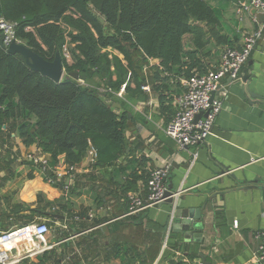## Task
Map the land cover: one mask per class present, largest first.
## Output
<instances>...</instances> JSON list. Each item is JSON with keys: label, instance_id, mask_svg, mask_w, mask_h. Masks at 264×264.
Returning <instances> with one entry per match:
<instances>
[{"label": "crops", "instance_id": "1", "mask_svg": "<svg viewBox=\"0 0 264 264\" xmlns=\"http://www.w3.org/2000/svg\"><path fill=\"white\" fill-rule=\"evenodd\" d=\"M206 1L219 19L214 28L204 27L211 37L207 47L211 50L209 58L213 67L219 62L224 48L241 46L243 33L240 29H252L251 16L254 15L246 14L240 26L234 5L247 0ZM217 37H221V42H216ZM187 38L189 36H185ZM155 64L156 61H149V66L142 72L147 74ZM242 72L255 75L256 81L250 89L254 94L264 96V34ZM227 80L221 82L219 91L214 94L221 102V109L212 132L197 148H181L166 136L165 127L175 109L173 107L174 113L166 122L165 116L159 113L150 85L149 92H144L153 97L149 110L160 118V125L147 129L146 121H132V113L112 107L118 112H128L134 130L131 140L126 131L130 145L127 152L131 155L122 157L117 167L126 165L127 159L133 157L145 158L149 173L169 165L165 188L185 190L181 194L185 196L182 207L199 208L205 195H217L201 212V242L184 243L174 249V244H179L182 238L170 232L171 241L164 255L173 254L174 259L177 252L185 256L197 254L190 264H248L260 244L258 234L264 233V184L249 185L254 179L264 180V101H248L241 92V83L228 84ZM114 95L127 97L123 92ZM113 102V98L107 100L110 106ZM133 109L139 116H146L138 105ZM3 151L6 159L2 163L7 165V171L4 173L0 169V231L33 221L44 222L50 229L49 243L57 244L48 254L26 264H55L56 260L57 264H64L63 256L71 249L78 251L76 256L81 264H121L127 257L124 252L128 247L132 254L140 251L142 229L161 246L169 205H153L141 213L129 215L128 194L144 198L146 191L140 188L137 192H123L127 173L115 174V169L96 167L93 149L79 164L72 165V177L56 181L58 187L47 183L41 171L27 159L32 155L45 159L49 165L48 157L34 145L25 147L10 129H4L0 135V154ZM193 154L197 155L195 160ZM62 164L70 165L63 156L59 158V165ZM57 167L62 169L64 166ZM233 177L248 183L239 185ZM67 238L72 239L63 242ZM159 247L157 252H160ZM117 249L120 250L118 256ZM200 253L205 255V261L198 257ZM164 261L163 264H168Z\"/></svg>", "mask_w": 264, "mask_h": 264}, {"label": "trees", "instance_id": "2", "mask_svg": "<svg viewBox=\"0 0 264 264\" xmlns=\"http://www.w3.org/2000/svg\"><path fill=\"white\" fill-rule=\"evenodd\" d=\"M0 15L15 25L18 42L47 61L58 52L64 68L57 84L0 47V135L10 129L25 147L36 146L52 167L62 156L70 165L79 164L93 149L96 167L127 173L123 192L146 191L145 158L133 157L117 167L122 157L131 155L126 137L130 121L127 111L114 110L107 100L120 91L129 100H139L145 93L142 87L150 85L159 113L169 122L183 82L212 68L207 47L211 37L204 30L219 24L212 6L206 0H0ZM215 39L221 42V37ZM152 60L156 64L145 74ZM92 78L106 91L86 86ZM179 246L177 242L173 248ZM152 248L148 244L132 254L128 247L121 264H153L159 251L150 255ZM116 252L118 256L120 250ZM172 257L163 259L187 264ZM186 257L190 264L197 254ZM65 264L81 261L75 256Z\"/></svg>", "mask_w": 264, "mask_h": 264}, {"label": "built area", "instance_id": "3", "mask_svg": "<svg viewBox=\"0 0 264 264\" xmlns=\"http://www.w3.org/2000/svg\"><path fill=\"white\" fill-rule=\"evenodd\" d=\"M251 10L264 15V0H247L235 3L234 13L240 26L244 23V16ZM251 23L252 29L247 30L244 27L240 29L243 36L239 48H224L217 65L210 68L205 74L195 75L183 82L184 92L172 101L175 113L165 127L166 136L179 147L197 148L211 134L221 109V102L214 98V94L219 91L224 79L230 78L233 81L240 79L242 69L249 61L256 43L263 37L264 23H259L255 16H251ZM14 30L15 25L6 22L0 15V33L5 35L7 42L15 39ZM29 30V28L25 29V31ZM63 57L68 64L71 63V57L66 48L63 49ZM142 90L149 92V87L143 86ZM108 92L111 91L108 90ZM197 116L199 117L196 119ZM196 156L193 154V160ZM27 159L41 171L45 181L51 185L64 177H72L74 174L72 165H59L58 162L57 166H64L62 169L57 166L50 168L43 158L30 155ZM169 168V165H165L149 173L144 198L128 194L129 215L141 213L148 207L158 205L163 201L165 180L169 174ZM234 227H237V223H234ZM49 233L47 224L37 221L25 223L7 231H0V264H26L27 261L30 262L48 254L57 246V244L49 243L47 239ZM170 234L168 228L163 236L160 252L153 264H157L168 249ZM258 238L260 244L248 264H264V233H259ZM70 239L72 238H67L63 242H68ZM77 254L76 250L68 252L63 256V263L70 262ZM174 260H181L189 264L188 258L178 252L175 254ZM46 264L53 263L47 262Z\"/></svg>", "mask_w": 264, "mask_h": 264}, {"label": "water", "instance_id": "4", "mask_svg": "<svg viewBox=\"0 0 264 264\" xmlns=\"http://www.w3.org/2000/svg\"><path fill=\"white\" fill-rule=\"evenodd\" d=\"M251 15H254L257 18L259 23H264V15L257 13L255 10L250 11ZM0 47L9 55L15 56L19 59V61L30 71L39 73L41 76L50 79L55 83H60L64 77V68L63 61L60 54L57 52L52 61H47L41 56H39L36 52L29 49L25 45L16 41L15 39H11L9 42L6 41L5 35L0 33ZM73 79H77V74L70 73L68 75ZM256 81L255 75H249L247 73H243L240 76L238 81H233L228 78L227 83L232 84L236 82L241 83V92L247 96L246 99L249 100H262L264 101V96H259L254 94L250 87ZM213 97V96H212ZM199 116L196 117V119ZM237 184L245 185L247 181H239L233 177ZM264 184V180L262 179H254L249 182V185H261ZM252 188V187H248ZM184 190L174 191L171 186H167L163 193V201L159 203V206L163 204H167L170 207L169 217L166 221L164 230L166 231L168 228L170 232L174 235H179L182 240L179 242V245L184 243L192 244L194 241L201 242L202 235L201 230L203 229V223H201V212L206 208L208 203H211L214 198H216V193H210V195L204 196V202L199 208H191V207H182V202L184 201L185 196L181 195ZM177 198H175V195ZM55 218H61L55 215H51ZM198 239V240H197ZM198 257L205 261L206 257L204 254H198Z\"/></svg>", "mask_w": 264, "mask_h": 264}, {"label": "rangeland", "instance_id": "5", "mask_svg": "<svg viewBox=\"0 0 264 264\" xmlns=\"http://www.w3.org/2000/svg\"><path fill=\"white\" fill-rule=\"evenodd\" d=\"M90 10L92 11L93 14L96 13V11L90 6L89 7ZM144 78V76H142ZM85 85L90 87V88H97L99 87V92L100 93H103L105 92L106 90H104V88H101V85L99 83V81L96 79V78H92V79H89V80H86L85 81ZM114 95V94H113ZM113 98V103L114 105L111 104V107H120V108H123L127 111H129L130 113H132L134 115L133 119H131L132 121L133 120H143L146 121V128L148 129H151L153 128L155 125H160V118L156 115V113H153V112H150L149 109H151L150 107V102L152 100V96H148V94L146 93H143V95L139 98V100H129L127 97H124V96H111ZM129 105H128V104ZM138 105L140 108H141V113L145 114L146 116H139V113H137L133 108L134 106ZM127 132H128V139L131 140L132 137H133V134H134V130H133V123L131 124L129 122L128 124V128H127ZM132 143V141H130ZM5 156H6V153H4L3 151V154L1 153L0 154V169L2 171H4V173L7 171L6 169V166L7 165H4L2 162H5ZM2 157V158H1ZM13 174H16V172H14ZM50 230V229H49ZM171 235V234H170ZM171 241V237L169 238V241ZM148 244H152V250L148 253L150 255H152L153 253L156 252L157 248L159 247V241L155 238H153V240H151V238H148V234L147 232L143 231V229L141 230V235H140V248L141 249H146V246ZM162 246V244H161ZM161 246H160V249H161ZM159 249V250H160ZM159 253V252H158ZM165 256V255H164ZM163 256V257H164ZM157 259V257H156ZM155 259V260H156ZM165 262L163 258L160 259L159 262H157V264H163L162 263Z\"/></svg>", "mask_w": 264, "mask_h": 264}]
</instances>
